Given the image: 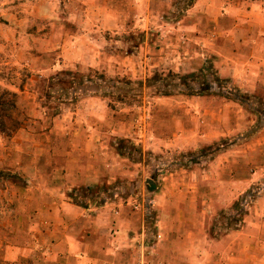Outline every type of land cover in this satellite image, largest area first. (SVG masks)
Masks as SVG:
<instances>
[{
	"label": "rangeland",
	"instance_id": "1",
	"mask_svg": "<svg viewBox=\"0 0 264 264\" xmlns=\"http://www.w3.org/2000/svg\"><path fill=\"white\" fill-rule=\"evenodd\" d=\"M80 1L0 0V264H45L65 203L126 208L119 264L217 263L181 233L264 207V0Z\"/></svg>",
	"mask_w": 264,
	"mask_h": 264
},
{
	"label": "crops",
	"instance_id": "2",
	"mask_svg": "<svg viewBox=\"0 0 264 264\" xmlns=\"http://www.w3.org/2000/svg\"><path fill=\"white\" fill-rule=\"evenodd\" d=\"M22 1L20 0V4L23 6L28 4L29 0H26V3ZM13 17L11 10L10 18ZM80 178L84 180L83 177ZM81 179L77 182L82 183ZM65 204L68 207L66 211L71 212L70 217L76 216L78 220L69 219L65 212L61 211L60 205L57 207L58 218L55 219L51 227L53 231L50 233L53 243L47 245L48 255L43 259L45 264H119V257L123 254V250L129 251L126 246L137 234L133 228V222L126 215V208L116 221L111 220L112 216H108L106 220L97 219L91 222L80 219L82 218L80 214L84 211L81 206ZM260 205L256 204L251 207L249 214L244 218V226L240 230L232 231L227 236L212 242L211 248L216 249L215 253L210 245L207 247L205 241L200 242L199 235H196L197 228L199 229L200 226H195V223L186 219L184 224L193 226L184 229L181 233L183 236L181 258L187 260H192L195 256L199 258L203 250L208 255L207 259L211 258L214 261L218 258L215 264H264V207ZM169 225L166 226L168 235L174 230H180L179 228L174 229L173 223ZM113 230L116 231L117 237L111 236ZM165 252V258L175 257L170 247H167Z\"/></svg>",
	"mask_w": 264,
	"mask_h": 264
},
{
	"label": "trees",
	"instance_id": "3",
	"mask_svg": "<svg viewBox=\"0 0 264 264\" xmlns=\"http://www.w3.org/2000/svg\"><path fill=\"white\" fill-rule=\"evenodd\" d=\"M16 95V93H13V96H15ZM13 103H14V101H13Z\"/></svg>",
	"mask_w": 264,
	"mask_h": 264
},
{
	"label": "water",
	"instance_id": "4",
	"mask_svg": "<svg viewBox=\"0 0 264 264\" xmlns=\"http://www.w3.org/2000/svg\"><path fill=\"white\" fill-rule=\"evenodd\" d=\"M153 183V181H151Z\"/></svg>",
	"mask_w": 264,
	"mask_h": 264
}]
</instances>
